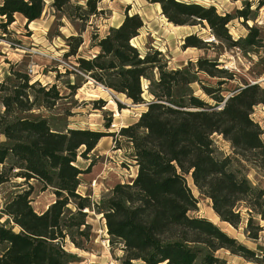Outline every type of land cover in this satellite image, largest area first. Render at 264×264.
Wrapping results in <instances>:
<instances>
[{
  "label": "trees",
  "instance_id": "trees-1",
  "mask_svg": "<svg viewBox=\"0 0 264 264\" xmlns=\"http://www.w3.org/2000/svg\"><path fill=\"white\" fill-rule=\"evenodd\" d=\"M46 1L3 0L0 29L6 32L17 14L27 23L36 21ZM99 1L74 5L72 0H52V7L66 13L74 9L76 13L69 16L85 21L103 12L98 9ZM241 1L243 9L233 16L195 1L151 0L160 4L162 14L174 25L207 22L216 40L229 48L249 51L262 46L261 29L245 23L247 35L233 39L228 28L235 18L244 22L252 19L251 7L256 0ZM263 6L264 0H258L255 11ZM143 26L140 14L126 12L122 22L97 41L99 51L92 58H77L78 70L97 84L147 107L136 123L120 130L131 146V159L137 166L135 177L115 184L99 202L79 192L81 176L91 172L95 160L86 168L76 161L78 155L86 158L101 138L113 133L89 128L57 130L43 116H23L37 108L54 107L63 97L57 86L31 82L27 73L13 68L0 82L4 107L0 115V135L4 137L0 141V185L14 177L23 178L29 185L0 210V264L73 263L75 255L63 242L68 237L75 247L86 250L92 236L87 209L103 214L110 245L123 251L121 264H227L216 254L219 250L264 264L256 251L216 223L190 214L197 209L198 199L187 178L192 179L200 195L210 199L222 222L234 228L246 222L247 238L254 242L261 238L264 187L249 180L246 167L264 172L263 130L252 117L257 106L264 108V87L244 81L232 90L223 89L235 74L207 57L169 69L161 51L150 49L142 54L132 42ZM69 39L74 42L68 55H76L83 43L81 33ZM211 44L190 34L184 38L183 47L203 49ZM200 74L217 78V85L204 84ZM144 81L148 82V97ZM195 83L214 103L196 95ZM224 91L230 94L225 96ZM100 103L105 104L103 100ZM215 135L230 143L232 156L221 154ZM32 179L52 187L56 195L41 212L31 203ZM2 215L13 226L2 222Z\"/></svg>",
  "mask_w": 264,
  "mask_h": 264
},
{
  "label": "rangeland",
  "instance_id": "rangeland-1",
  "mask_svg": "<svg viewBox=\"0 0 264 264\" xmlns=\"http://www.w3.org/2000/svg\"><path fill=\"white\" fill-rule=\"evenodd\" d=\"M2 1L0 0V3ZM86 1L72 0V4L85 5ZM128 1L100 0L98 6L100 3L101 6L107 5L108 8L97 16H91L83 21L77 16H69L70 12L76 13L74 9L69 10V13L60 12L52 7V0H47L42 16L36 21L27 23L22 15L17 14L15 21L6 32L0 29V82L10 75V70L13 68L27 73L31 82L37 81L48 87L56 85L63 96L51 109L37 108L21 115L29 118L43 116L57 130L89 128L113 133L104 136L106 138H101L102 141L96 148V152L93 150L86 158L81 155L77 157L76 164L82 168H86L93 159L95 160L96 164L91 168V172L81 176L79 186V192L83 195H90V200L94 203L99 202L103 195L109 193L115 184L129 182L135 177L131 146L127 137L120 134V130L136 123L147 108L145 104H133L123 94L104 88L77 68V58H92L99 51L96 47L97 41L108 34L112 25L120 22L117 10L123 11L125 8L127 13H133L136 10L142 12L141 17L145 20L144 26L132 42L142 54L150 49L161 51L169 69L180 68L189 60L195 62L200 57H207L218 60L220 67L227 68L235 74L234 80L226 82L222 86L223 89L232 90L236 86L243 85L244 81L256 82L264 87V6L255 11L258 0L254 1L251 7L252 19L244 22L243 18H235L228 25L233 39L247 35L246 24L256 25L261 29L262 46L250 48L249 51L229 48L216 40L207 22L196 26H176L162 14L159 3H153L151 0H130V4H126ZM185 1H195L205 6L214 5L219 14L230 13L233 16L236 15L237 10L244 7V2L241 0ZM115 11L116 13L113 14ZM79 33H81L83 43L76 55H68L74 42L69 37L77 36ZM190 34H196L203 41L214 44L203 49L196 47L185 49L183 47L184 38ZM199 78L204 84L217 85V78L206 74H200ZM147 85L148 82L144 81L145 97H148ZM193 88L196 95L214 103L202 91L200 84L195 83ZM223 94L228 96L230 93L224 91ZM101 100L105 102L104 106H100L102 105ZM3 112L4 107L0 101V115ZM252 117L262 128L264 141L263 106H257ZM214 139L222 155L232 156L229 142L220 135H215ZM3 140L4 137L0 135V141ZM83 149V147L80 148V151ZM246 173L254 185L264 187V172L246 167ZM187 178L193 194L198 199L197 209L190 214L213 221L227 234L256 251L260 259H264V232L261 238L254 242L245 234L246 222H243L239 228L222 222L212 209L210 199L200 195L192 179ZM23 180L21 177H14L9 182L0 185V210L15 193L29 188ZM30 183L32 185L30 199L33 207L38 212L46 210L56 199L53 188L45 187L34 179ZM87 212V222L91 225L92 236L91 241L86 243V250L75 247L68 237L63 242L65 249L75 255L71 264H121L119 258L123 256V251L119 246L110 245V236L106 230L103 214L93 209H87ZM7 219V216H1L2 222L13 226L8 223ZM14 230L18 231V227L15 226ZM216 254L224 258L227 264H258L233 255L228 250H219Z\"/></svg>",
  "mask_w": 264,
  "mask_h": 264
},
{
  "label": "crops",
  "instance_id": "crops-1",
  "mask_svg": "<svg viewBox=\"0 0 264 264\" xmlns=\"http://www.w3.org/2000/svg\"><path fill=\"white\" fill-rule=\"evenodd\" d=\"M122 4H125V3H122ZM126 4H130V0H129ZM124 6H126V5H124ZM110 7H111V6H110ZM110 7H109V8H110ZM106 8H108L107 5H106V6H101V4L99 3L98 9H100V10H106ZM120 11H122V10H117L118 15L120 16V22H119L118 24H116V25H112V26H117V25H119V24L122 22V20L124 19L125 14H126V12H125V8H124V10H123L122 12H120ZM114 13H116V11L113 12V14H114ZM119 13H121V14H119ZM133 13H138V14H140V16H142V12H141L140 10H136V11H134ZM133 13H129V14H133ZM142 18H143V17H142ZM143 21L145 22L144 19H143ZM103 138H106V137H103ZM103 138H102V139H103ZM101 141H102V140L99 141V143H98V145L96 146V148H98V146H99V144H100ZM96 148L94 149L95 152H96ZM134 167H135V175H136V173H137V166H136L135 163H134ZM92 168H93V167H92ZM135 175H134V176H135ZM120 183H123V182H120Z\"/></svg>",
  "mask_w": 264,
  "mask_h": 264
},
{
  "label": "water",
  "instance_id": "water-1",
  "mask_svg": "<svg viewBox=\"0 0 264 264\" xmlns=\"http://www.w3.org/2000/svg\"><path fill=\"white\" fill-rule=\"evenodd\" d=\"M253 83H256V82H253ZM104 87V86H103ZM105 88V87H104ZM108 90H110V89H108Z\"/></svg>",
  "mask_w": 264,
  "mask_h": 264
},
{
  "label": "bare ground",
  "instance_id": "bare-ground-1",
  "mask_svg": "<svg viewBox=\"0 0 264 264\" xmlns=\"http://www.w3.org/2000/svg\"><path fill=\"white\" fill-rule=\"evenodd\" d=\"M119 114V113H118ZM190 179V178H189Z\"/></svg>",
  "mask_w": 264,
  "mask_h": 264
}]
</instances>
